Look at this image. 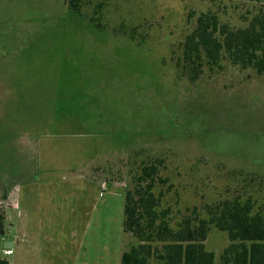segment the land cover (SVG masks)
<instances>
[{"label": "rangeland", "instance_id": "1", "mask_svg": "<svg viewBox=\"0 0 264 264\" xmlns=\"http://www.w3.org/2000/svg\"><path fill=\"white\" fill-rule=\"evenodd\" d=\"M208 10L243 27L259 5L0 0V258L121 264L138 243L125 194L155 162L173 226L224 200L264 214V73L224 55L191 81L179 64ZM204 243L220 264L226 231Z\"/></svg>", "mask_w": 264, "mask_h": 264}, {"label": "trees", "instance_id": "2", "mask_svg": "<svg viewBox=\"0 0 264 264\" xmlns=\"http://www.w3.org/2000/svg\"><path fill=\"white\" fill-rule=\"evenodd\" d=\"M259 5L246 26L222 22L212 10L201 12L186 35L179 64L191 81L205 67L221 66L224 55L242 69L264 73V0H247ZM82 0H68L73 11L81 12ZM158 164L142 166L134 187L125 194L124 230L138 241L121 256V264H214L215 253L205 247L211 226L226 231L229 245L220 255V264H264V214L254 211L251 200H224L208 206L207 217L186 215L176 226L170 209H160L154 188ZM3 216L0 215V228ZM0 264H9L0 258Z\"/></svg>", "mask_w": 264, "mask_h": 264}, {"label": "water", "instance_id": "3", "mask_svg": "<svg viewBox=\"0 0 264 264\" xmlns=\"http://www.w3.org/2000/svg\"><path fill=\"white\" fill-rule=\"evenodd\" d=\"M13 245V242L10 240L5 241V247H11Z\"/></svg>", "mask_w": 264, "mask_h": 264}]
</instances>
